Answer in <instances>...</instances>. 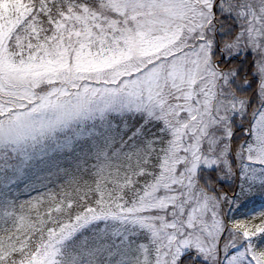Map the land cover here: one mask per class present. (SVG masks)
<instances>
[{"label": "snow or ice", "instance_id": "obj_1", "mask_svg": "<svg viewBox=\"0 0 264 264\" xmlns=\"http://www.w3.org/2000/svg\"><path fill=\"white\" fill-rule=\"evenodd\" d=\"M0 264H264V0H0Z\"/></svg>", "mask_w": 264, "mask_h": 264}]
</instances>
